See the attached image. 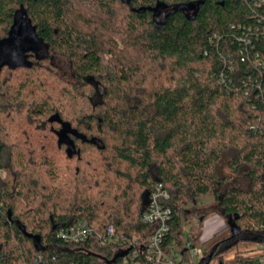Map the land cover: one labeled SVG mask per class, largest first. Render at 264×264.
<instances>
[{
  "label": "trees",
  "instance_id": "1",
  "mask_svg": "<svg viewBox=\"0 0 264 264\" xmlns=\"http://www.w3.org/2000/svg\"><path fill=\"white\" fill-rule=\"evenodd\" d=\"M22 21L49 56L0 65V262L121 264L155 228L142 214L159 184L166 255L204 248L199 264H225L264 242V0H0L9 50ZM209 196L228 233L204 247L207 212L187 207ZM81 221L89 241L65 244ZM110 227L126 241L103 244Z\"/></svg>",
  "mask_w": 264,
  "mask_h": 264
},
{
  "label": "built area",
  "instance_id": "2",
  "mask_svg": "<svg viewBox=\"0 0 264 264\" xmlns=\"http://www.w3.org/2000/svg\"><path fill=\"white\" fill-rule=\"evenodd\" d=\"M1 175L3 177L5 176L2 172ZM166 197V192L163 191L162 185L159 184L156 191L151 195L146 209L142 214L143 222L155 226V228L147 242L140 246V248L137 247L140 245L137 239H134L130 243L134 247L122 257L121 264H192L191 261L187 262L179 252H174L172 256H168L163 250L164 239L168 233L170 210L165 209L160 200ZM92 234L93 230L89 227L88 222L81 221L61 229L58 232V237L65 244L80 245L89 241ZM98 238L103 244L126 241L124 237L116 235L113 227L99 234ZM131 246L123 247L118 252H123V250H127ZM203 254L204 248H196L193 249L190 257L201 261ZM53 261H55V257L50 260L47 256L40 255L33 260L32 264H53ZM0 264L3 263L0 262ZM225 264H264V242H252L248 243L247 246L240 244L232 257L225 258Z\"/></svg>",
  "mask_w": 264,
  "mask_h": 264
},
{
  "label": "rangeland",
  "instance_id": "3",
  "mask_svg": "<svg viewBox=\"0 0 264 264\" xmlns=\"http://www.w3.org/2000/svg\"><path fill=\"white\" fill-rule=\"evenodd\" d=\"M0 50H3L5 52L3 59H0V65L4 63L10 65L26 64L27 51L29 50H31L32 54L37 57H41L44 55L41 41L32 32H29L27 34L22 46H17L14 50H9L6 41H2L0 42ZM9 51L10 53H8ZM52 62L58 67V75L61 76V78H65V80L67 81L73 79L70 63L66 58L56 55L53 57ZM219 172L220 174L228 173L227 158H224V160L220 163ZM187 208L190 211L193 210L197 215L207 212V215L201 222V226L198 228L201 230V243L204 244V247L213 244V242L227 235L228 232L225 229L226 221L221 214L214 197L209 196L200 199L195 205L190 204ZM188 225L189 224H187V226ZM184 259L187 262L191 261L193 264H199L200 262L198 261V259L191 257Z\"/></svg>",
  "mask_w": 264,
  "mask_h": 264
},
{
  "label": "water",
  "instance_id": "4",
  "mask_svg": "<svg viewBox=\"0 0 264 264\" xmlns=\"http://www.w3.org/2000/svg\"><path fill=\"white\" fill-rule=\"evenodd\" d=\"M127 4H130V2L128 1ZM196 5L195 4H187V5H178V6H174L171 8L172 11H193L196 9ZM137 12L140 11H144V10H136ZM168 17V13L165 10L159 11L158 13H156V22L157 23H163L164 20ZM29 28L30 26L25 22L22 21L20 25H16L14 27V32H15V38L10 40L14 41V42H18L21 43L25 37L27 36L28 32H29ZM26 233V232H25ZM27 237L31 238L34 243L35 246L37 248V250H44V247L41 246V242H40V238L37 236H32L28 233H26ZM212 257V255L210 256V258Z\"/></svg>",
  "mask_w": 264,
  "mask_h": 264
},
{
  "label": "crops",
  "instance_id": "5",
  "mask_svg": "<svg viewBox=\"0 0 264 264\" xmlns=\"http://www.w3.org/2000/svg\"><path fill=\"white\" fill-rule=\"evenodd\" d=\"M236 248H234V249L230 250L228 253H226L225 258L232 257L234 252L236 251ZM211 264H218V262L217 261H213V262H211Z\"/></svg>",
  "mask_w": 264,
  "mask_h": 264
},
{
  "label": "flooded vegetation",
  "instance_id": "6",
  "mask_svg": "<svg viewBox=\"0 0 264 264\" xmlns=\"http://www.w3.org/2000/svg\"><path fill=\"white\" fill-rule=\"evenodd\" d=\"M43 51H44V49H43ZM45 52H46V51H44V55H43V56H47V57H48V56H49V54H46ZM41 57H42V56H41ZM53 57H54V56L50 57V58H51V60L53 59ZM2 59H3V57H1V60H2Z\"/></svg>",
  "mask_w": 264,
  "mask_h": 264
}]
</instances>
